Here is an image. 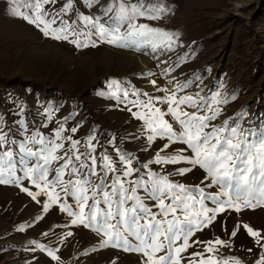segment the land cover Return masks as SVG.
I'll return each mask as SVG.
<instances>
[{"label": "rangeland", "instance_id": "374dc122", "mask_svg": "<svg viewBox=\"0 0 264 264\" xmlns=\"http://www.w3.org/2000/svg\"><path fill=\"white\" fill-rule=\"evenodd\" d=\"M65 2L56 0L55 4L43 7L54 14ZM120 2L93 0V6L89 8L83 0H73V9L64 19L71 23L79 12L107 21L114 15L108 13L107 8L115 9ZM123 2L132 4L138 0ZM17 3L25 10L24 0H17ZM143 3L146 7L151 5L166 11L159 19L139 17L135 23L174 34L175 44L171 50L148 39L139 45L118 47L102 42L96 36L92 37L96 41L95 47H77L70 42L75 37L70 36L64 41L45 36L35 25L13 16L12 8L16 5L12 0H0L3 131L11 129L10 138L17 141L24 140L33 131L53 138L54 132L63 125L62 136L80 141V152L86 151L85 145L91 138L97 157L106 152L116 159L115 149L120 148L133 154L139 164H147L164 142L158 139L149 146L143 121L127 109H135V106L123 101L127 104V108H123V102H117L122 101L123 90L129 93L127 98L132 93V101L163 98L175 91L177 98L187 95L199 100L204 97V112L211 114L207 111L208 105L219 111L216 119L211 121L212 125L220 127L227 122L229 127L239 126L247 132L250 141L257 140L264 133V14H259L264 8V0H161L160 4L143 0ZM255 15L259 18H254ZM56 26L59 23L53 25ZM127 30L126 24L121 26L122 33ZM80 39L83 41L84 38ZM113 80L119 82L121 91H117L115 85L109 88ZM189 81L187 88L177 90L178 85ZM112 92L120 99L113 98ZM133 92L139 95H133ZM213 97L219 102H214ZM163 107L168 105L165 103ZM182 110L196 111L184 106ZM21 120L27 132L21 127ZM174 127L179 131L178 126L174 124ZM73 128H76L75 133ZM62 142L65 149L58 155H63L70 143L67 139ZM182 147L173 145L169 153ZM60 163L62 161L52 164L50 178ZM139 164L134 163V167ZM185 166L150 164L149 168L167 175L175 168ZM16 177H23V172L17 171ZM204 177L203 170L196 174L193 169L183 176L170 178L179 184L201 185ZM134 178L135 174L129 179ZM56 191L60 192V189ZM207 191L215 193L219 189L213 187ZM29 192L35 194L40 189L26 178H21L18 183L0 184V264H143L142 254L111 246L101 247L102 234H97L93 228L72 224L74 217L60 210V203L66 202L78 211L71 197H63L61 192L62 201L51 204L45 212L43 207L49 202L48 197L41 193L33 200ZM205 203L215 207L209 201ZM245 224L264 237V205L242 206L240 211L226 207L217 213L215 220L194 234L189 243L214 242L219 238L227 242V246L213 243V251L206 253L205 243L193 244L181 254V264H188L194 252L203 253V257H191L197 264L202 258H212L221 264L223 261L235 264V260L240 264H256L264 257V248L247 234ZM234 230L237 235L233 237ZM69 232L72 235L69 236ZM261 243L264 244V239ZM37 244L43 245L44 250ZM49 250L59 259L53 260L48 255Z\"/></svg>", "mask_w": 264, "mask_h": 264}, {"label": "snow or ice", "instance_id": "6c2138e0", "mask_svg": "<svg viewBox=\"0 0 264 264\" xmlns=\"http://www.w3.org/2000/svg\"><path fill=\"white\" fill-rule=\"evenodd\" d=\"M12 2L16 5L12 8L13 16L35 25L43 35L54 40L68 41L70 36L75 37L70 42L77 47H95L93 36L118 47L139 45L144 39L167 50H171L175 44L174 34L135 23L139 17L159 19L166 11L161 7H146L143 0L132 4L121 0L115 9L108 7L106 11L114 15L109 16L107 21L77 12V19L71 23L64 17L73 9V0H66L59 12L54 14L43 6L55 4L56 0H24L25 10L20 8L17 0ZM83 3L89 8L93 6V0H83ZM57 23L59 26L53 27ZM125 24L128 30L122 33L120 29ZM190 83L178 85L177 90L187 88ZM113 85L117 86V91H121L118 81H111L109 88ZM110 95L120 99L116 92ZM128 95L123 90L125 101ZM133 95L139 94L133 92ZM204 100V97L197 100L187 95L177 98L174 91L163 98L127 101L140 109L132 114L143 121L148 145H153L158 139L164 142L147 164H139L133 154L120 148L115 149L116 159L106 152L97 157L94 154L96 146L91 138L85 145L86 151L80 152V141L62 136L63 125L54 132L53 138L33 131L24 140L11 139V129L9 132L3 131V117L0 115V184L18 183L21 178L30 180L40 189L35 194L29 192L33 200L41 193L48 197L50 203H44L45 212L51 204L62 201V192L63 197L73 199L78 211L66 202L60 203V210L74 217L72 224H81L102 234L101 247L111 246L140 253L145 258L143 264H181L182 253L187 252L193 244L205 243L192 241L190 244V238L196 231H202L210 225L217 213L226 207L240 211L242 206L264 205V133L257 140L250 141L249 134L239 126L229 127L227 122L220 127L212 125L211 121L216 119L219 111L208 105L207 111L211 114L204 112ZM213 101L219 102L215 97ZM156 103H166L167 111L156 107ZM182 106L192 107L196 111H184ZM166 116L171 117V122L165 119ZM19 123L27 132L24 121ZM75 131L76 128H73L72 132ZM64 139L70 142L69 146L63 155H58L60 150L65 149ZM176 144L184 147L169 153V149ZM58 161L62 163L55 168V175L50 178L51 166ZM134 163L139 166L134 167ZM150 164L186 166L163 175L150 170ZM197 167L205 172L204 181L208 183L202 181L201 185H184L170 178L174 175L183 176ZM142 169L147 171L142 172ZM17 171H22L23 177H16ZM134 174L135 178L129 179ZM213 187L219 191H207ZM57 188L60 192L56 191ZM206 201L215 207H208ZM243 227L264 248L261 233L246 224ZM231 235L236 236L237 231L234 230ZM180 241L182 243H178ZM213 243L227 246V242L217 238L214 242L205 243L206 253L213 251ZM37 247L44 250L43 245L37 244ZM48 255L53 260L59 259L54 251L49 250ZM198 256L203 257V253L191 254V257ZM191 257L188 264H197ZM199 264L221 262L202 258ZM222 264L228 262L223 261ZM235 264H240V261L235 260ZM256 264H264V257L258 259Z\"/></svg>", "mask_w": 264, "mask_h": 264}, {"label": "crops", "instance_id": "0c3cea01", "mask_svg": "<svg viewBox=\"0 0 264 264\" xmlns=\"http://www.w3.org/2000/svg\"><path fill=\"white\" fill-rule=\"evenodd\" d=\"M144 98L146 99L147 97H144ZM128 99H129V100H128ZM121 100H122L121 102H117V103L120 104V103H122L123 101H125L124 96L121 97ZM138 100H139V99H138ZM127 101H132V93L130 94V97L127 98ZM127 101H126V102H127ZM164 104H165V103H158V104L155 105V106L161 108L163 111L166 112V111H167V109H166L167 107H163ZM121 105H122L123 108H127V107H126L127 104H125L124 102H123ZM131 106H132V104H131ZM118 109H120V108H118ZM127 109H131V111H130V112H131V115H132V113L137 112V111L140 110V109H138L137 107H135V109H134L133 107H132V108H127ZM166 117H169V118H170L169 120L171 121V117H170V116H166ZM194 170H195V173H196V174H200V172L202 171V170L199 169V168L194 169ZM192 183H196V182H192ZM191 185H192V184H191ZM193 185H200V184L197 183V184H193ZM200 232H201V231H200ZM196 233H198V231H196L195 234H196Z\"/></svg>", "mask_w": 264, "mask_h": 264}, {"label": "trees", "instance_id": "16d2710c", "mask_svg": "<svg viewBox=\"0 0 264 264\" xmlns=\"http://www.w3.org/2000/svg\"><path fill=\"white\" fill-rule=\"evenodd\" d=\"M152 2H154L155 4H160L161 3V0H151ZM260 13H263L264 14V8H261L260 11H259V14ZM254 18H259V16L255 15ZM200 36V35H199ZM198 36V37H199ZM196 37V38H198Z\"/></svg>", "mask_w": 264, "mask_h": 264}]
</instances>
